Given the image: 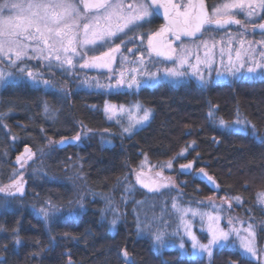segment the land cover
Returning a JSON list of instances; mask_svg holds the SVG:
<instances>
[{
    "label": "trees",
    "instance_id": "trees-1",
    "mask_svg": "<svg viewBox=\"0 0 264 264\" xmlns=\"http://www.w3.org/2000/svg\"><path fill=\"white\" fill-rule=\"evenodd\" d=\"M50 97L30 87L0 88V185L12 178L18 165L11 161L24 145L30 144L40 154L37 171L30 176L27 173L25 178V196L12 197L16 203L29 202L0 210V264H124V248L132 254L133 264H255L250 258L244 259L238 248L228 245L217 247L211 259L183 254L178 248L161 249L151 236L140 233L127 207L113 226L105 198L97 196L103 190H117L145 156L162 162L186 148V157L193 159L196 167L214 174L222 190L228 187L236 195L254 196L250 180L264 179V140L260 139L264 137V78L210 85L194 80L178 85L163 82L140 91L108 95L78 92L62 102L56 118L44 111ZM106 98L139 100L152 108L153 115L132 134L123 133L117 123L106 120L99 108H91V104L101 105ZM210 110L224 119L243 113L260 137H254L251 129L246 133L221 129L218 119L208 117ZM4 112L7 114L1 117ZM80 124L96 131H115L113 143L104 144L95 133L79 147L50 144L55 138L79 131ZM75 156L82 161L80 178L87 181L90 194L94 191L97 195H81L83 208L78 215L69 216L66 206H74L72 202L78 200V186L69 172ZM192 176L178 174L179 179H185L191 195L213 192L205 181ZM43 199L59 203L61 213L45 219L33 208Z\"/></svg>",
    "mask_w": 264,
    "mask_h": 264
},
{
    "label": "rangeland",
    "instance_id": "rangeland-1",
    "mask_svg": "<svg viewBox=\"0 0 264 264\" xmlns=\"http://www.w3.org/2000/svg\"><path fill=\"white\" fill-rule=\"evenodd\" d=\"M169 3V0H165ZM6 0H0V5L4 4ZM15 2L22 3L25 6L31 2H37V0H15ZM46 2V0H45ZM71 3L77 5L83 14V4L81 0H70ZM124 3L125 6L133 2V0H111L107 3ZM174 3L188 5L189 3L196 4V0H173ZM225 0H211L210 1V14H212V10L214 7H219ZM102 11V10H101ZM248 9L245 8L243 11L236 10L235 17L239 18L241 23L239 25L233 23L227 27L219 28L215 25L211 27L206 26V30H203V33L194 38H183L181 37L179 40L176 39V36L172 32H163L164 41L166 46L171 45L172 48L176 49L178 52L181 49L190 50V55L188 57V62L184 64L181 71L185 72V76L179 79H174L171 77H167L165 75L164 69L177 67V63L174 60H168L164 57H156L154 54L149 56L146 48H147V39L145 38L144 43L141 44L139 40H136L134 43H127L121 47V53L116 54V61L113 63V73L118 77L119 73L122 71L124 73L125 79L127 80L129 77L135 76L137 80L141 81V86L139 88L133 86L132 88L123 87L119 90L116 89H106V88H95L88 87L84 85L82 81L86 78L88 79H98L101 84L114 83L115 77L113 80L109 81L108 77L113 76V73L108 72L107 69H81L79 68V60L77 59V66L72 70L71 73L64 71L61 69L55 61H52L51 67H49V62L44 59H37L35 55L31 53V48H29V55L32 58H24L23 61L17 62L20 67H24L28 70H31L34 74H37V78L40 80H49L53 87H46L42 83L37 86L25 73H20L15 66L11 65V60L14 59V56L11 54L5 56L0 55V71L5 73L12 72L14 73V77H9L7 82L0 83V88L6 86H14V88H21L22 86L27 88L38 89L41 93H49L51 99L49 102H45V105L48 106L49 111L52 113L51 117L56 118L58 116L60 106L63 101L67 97H73L78 92L84 91H99L104 92L107 95L109 93L117 92V91H140L145 86H154L156 84H160L163 82H168L171 84H180L184 82H189L191 80L196 81L202 85H210L218 81H232V80H241V79H253V78H264V75H260L259 71L255 74H251L247 72V68L250 65V61L255 57V59H260V53L264 51V44L259 43L260 41H264V32L256 31L255 26L258 25L264 17V10L259 9L258 7L255 9L256 14L251 18L247 15ZM17 18V14L14 11H9L5 9L3 13H0V17ZM115 23V21H113ZM103 24V21H101ZM167 23L158 18L156 14L151 17L150 23H147L137 30V33H147L152 34L155 32H160L161 29L165 28ZM82 31V29H81ZM132 32L128 33V36L124 37L122 34H119L122 38L127 40L129 37L135 35ZM207 42L211 47L213 44L214 47H211V64H205L203 62L197 64V56L201 61L205 58V48L202 46L203 42ZM32 46H35L34 41H28ZM120 38H114L113 44H119ZM107 46L103 48H98L96 52H89V55H99L100 52L105 51ZM127 48H131L132 52L126 51ZM139 48V50H138ZM141 52H144V61L141 64L139 62V57ZM240 53V58L237 59V53ZM121 55L126 56L127 60L121 64ZM231 57V60H230ZM243 65V67H241ZM132 69H137V71H132ZM150 73H156L155 82L145 83L150 80ZM203 77V80L201 79ZM21 85V86H20ZM55 98V99H53ZM58 103V104H57ZM115 105L117 108L119 106H123L124 111H117L115 114L106 113L105 112V104ZM141 105L143 108H147L151 110L153 115V110L150 107H147L139 100H129L128 102L124 101H113L109 98H106L101 105L91 104V108L97 109L99 108L106 117V120L109 122H115L119 126V130L123 132V127H126L128 124L127 111L129 109H134L135 105ZM45 108V107H44ZM7 112H4L1 117H4ZM151 115V117H152ZM150 117V118H151ZM221 118V117H219ZM218 118V119H219ZM224 119V118H223ZM247 120L244 114L238 113L232 119H224L226 122L230 124H234L237 120ZM150 120V119H149ZM148 122V121H147ZM145 122L143 125H145ZM249 122V121H248ZM252 125L251 122H249ZM143 125H138L135 130L140 128ZM240 127H243L242 125ZM80 130L74 133H71L67 136H61L59 138H55L51 141L50 144L59 145V142L65 137H75L76 135H80V140L75 143H68L62 147H66L69 144L76 145L77 147L85 140L88 139L91 134L98 133L101 137L104 144H112L114 140L115 131L110 129H101V130H93L88 126H82L80 124ZM249 129H251L249 127ZM134 130V131H135ZM133 131V132H134ZM125 133V132H123ZM128 134V133H126ZM185 150V149H184ZM32 158L28 159L26 163H24L23 167H21V163L15 168L14 174L22 173V180L26 178L27 173L30 176L31 173H34V170L38 167V157L40 156L39 152L33 150ZM187 148L184 152L183 156L175 155L172 158L166 159L162 162L151 161L148 156H145L141 161L140 165L136 168H133L125 177V182L120 184L117 187V190H110L106 192L102 191L101 195L97 196L105 198L106 205L109 209V216L112 221L114 218L117 222L125 215L126 207L131 210L136 219V224L138 226V219L141 222V228H138L141 234H147L151 236L154 240V233L160 229L166 232L169 235L165 236V239H172L176 241L178 245L180 243L181 238H183L185 242V249L181 250L183 254L191 255V256H206L208 259H211L207 254L196 255L195 253L198 250H195L191 247V240L185 234L183 225L181 224L180 214L176 212L172 207L173 200L175 199L178 205L182 208H192L199 209L203 212L212 213L213 215H220L221 219L219 221V225L225 230H228V219L232 218L235 222L236 228H241L240 221H243V227H247L248 224H252V232L254 235L250 237L253 241L258 253L264 254V198L259 197L258 194L264 193V179L261 181H256L253 179L250 180L251 188L255 189V194L252 197H243L240 195H236L231 193L232 190L226 187V190L213 191L209 195H199L197 193H193L191 195L190 190L185 186L184 180L179 179V164L182 162H186L190 159L186 157ZM26 158V157H25ZM24 158V159H25ZM23 159V160H24ZM169 160L173 161L172 168L160 167L161 165H165ZM143 163V177L145 183H151L152 180L156 179L157 173H162L163 177L166 178V181L171 184L170 188H163L160 192L153 193L149 192L148 189L141 186V184L137 183L136 176L137 173L141 171V164ZM71 167L69 172L70 175H74L75 184H77L78 189L75 192V196L78 194V200L76 202H72L74 206L72 208H78L79 203H81L80 198L81 195L90 194V191L87 189V181L84 180L83 177V168L82 161L78 159V156H75V159L70 163ZM200 168H204L202 166L195 167L192 172V177H198L197 171ZM205 169V168H204ZM37 171V169H36ZM13 174V176H14ZM12 178H10L2 186H7L12 183ZM199 178V177H198ZM66 182V181H64ZM84 187V189H83ZM196 188L199 187L196 185ZM80 190V191H79ZM37 194V193H36ZM93 198H96V193L92 191L90 194ZM191 195L192 198H186V196ZM233 197H239L240 202L238 203L236 200L232 199ZM35 198V197H34ZM83 198V197H82ZM209 198H211L212 203L216 206L218 211H214L213 207L209 206ZM225 198L231 200L232 207L228 208L227 203H225ZM7 199L10 203L7 206H3L0 204V210H4L6 208L17 207L22 202L16 203L12 200V196L6 197L4 193H0V201ZM40 200V199H39ZM252 202L253 204L247 205L245 201ZM75 201V199L73 200ZM143 202V203H138ZM203 202V203H201ZM54 204L60 209L62 206L59 203L51 202L50 200L43 199L40 205H33V208L39 213V209L41 207H45L48 204ZM71 203V204H72ZM68 206H66V210H68ZM68 212V211H67ZM42 215V214H41ZM185 220L191 224V231L197 236V238L202 243H207V227L208 222L205 218L204 221H201L200 217H192L191 214L185 217ZM150 225V227H144V224ZM176 233V235H171ZM242 235H247V233H243ZM235 237H230L228 242H225L224 245H228L230 247L238 248L242 253L243 250L240 248L239 241L236 240L235 243L233 241ZM220 246H214V250ZM170 248H178L179 247H170ZM244 254V253H243ZM251 259V257H249Z\"/></svg>",
    "mask_w": 264,
    "mask_h": 264
},
{
    "label": "snow or ice",
    "instance_id": "snow-or-ice-1",
    "mask_svg": "<svg viewBox=\"0 0 264 264\" xmlns=\"http://www.w3.org/2000/svg\"><path fill=\"white\" fill-rule=\"evenodd\" d=\"M83 3V14L81 9L70 2V0H37V2L28 3L26 6L22 3L15 2V0H6V2L0 5V13H3L5 9L14 11L17 14V18L11 16L7 18L0 17V55L14 56L11 60V65L15 66L20 73H25L27 76L39 86L41 83L46 87H53L49 80H40L37 78V74H34L31 70L24 67H20L17 62L23 61L24 58H32L29 55V48L31 53L35 55L37 59H44L49 62L51 67L52 61L66 72L71 73L77 66V59L79 60V68L81 69H107L108 72L113 73L112 65L116 61V54L121 53V47L127 43H134L139 40L141 44L147 39L146 51L149 56L155 55L156 57H164L168 60H174L177 63V67L164 69L165 75L174 79H179L185 76V72L180 68L188 62V57L191 54L188 49H181L177 51L169 44L164 46L160 44L156 37H159L163 32H172L175 34L176 39L179 40L181 35L194 37L197 33H201L202 30H206V26L211 27H223L225 25L237 24L241 21L235 19L236 10L243 11L248 9L247 15L249 18L256 14L255 9L258 7L264 10V0H225L219 7H214L212 14L209 15L203 3L198 5L189 3L188 5L174 3L173 0H169L168 5L165 6L166 18L168 23L165 28L160 32L152 34L137 33V30L143 28L147 23H150L151 17L155 14L156 10L161 6L159 0H133L132 3L125 6L124 3H102V2H89V0H81ZM102 10V11H101ZM264 19V17H261ZM103 21V24H101ZM115 21V23H113ZM259 28L264 32V23H260ZM82 29V31H81ZM132 32L135 35L129 37L127 40L119 36L122 34L124 37L128 36V33ZM114 38H120L119 44H113ZM28 41H34L35 46H32ZM259 43L264 44V41ZM107 46L105 51L100 52L99 55H89V52H96L98 48ZM202 46L205 48V58L203 61L197 56V64L203 62L210 66L211 64V47L205 41ZM139 50V48H138ZM126 51L132 52L131 48H127ZM240 58V53H237V59ZM121 64L127 60L126 56L121 55ZM231 60V57H230ZM144 61V52H141L139 62L142 64ZM250 65L247 68V72L255 74L259 71L260 75H264V51L260 53V59L257 60L253 56L250 61ZM243 67V65H241ZM137 71V69H132ZM14 73H5L0 71V83L7 82L9 77H14ZM114 83L101 84L98 79H84L82 83L88 87L106 88L119 90L123 87L132 88L133 86L139 88L141 81L137 80L135 76L125 79L124 73L121 71L118 77L109 76V81L113 80ZM156 73H150V80L145 83L155 82ZM203 80V77H201ZM105 112L115 114L117 111L123 112V106L105 104ZM44 111L49 116L52 113L49 111L47 105H45ZM152 113L150 109L143 108L141 105H135L134 109L127 111L128 124L123 127V132L132 134L138 125H143L149 121ZM208 117L212 120H217L215 112L210 110ZM218 124L221 129H225L229 133H246L251 128L252 135L254 137H260V133L256 129L255 125H250L246 120L237 119L234 124L226 122L223 118L218 119ZM243 127H240V126ZM264 140V137H260ZM74 141L80 140V135H76L73 138ZM65 141H61L63 143ZM185 150L178 153V156H183ZM27 157L22 160V157H17V162L21 163L23 167L24 163L28 159L32 158L33 153L27 147L25 148ZM173 161L169 160L165 165L160 167L172 168ZM141 171L137 173L136 181L141 184L142 187L148 189L149 192L157 193L163 188H170L171 184L166 181L162 173L156 174V179L151 183H145L143 177V163L141 164ZM193 162L180 165V171L183 174H191L193 170ZM22 173L14 174L12 183L7 186L0 187V193H4L6 197L22 195L24 188L22 180ZM198 176L206 178L209 182L215 184L212 176L205 172L204 168H200L197 173ZM14 189V191H13ZM259 197L264 198V193L258 194ZM232 199L240 202L239 197H233ZM10 203L7 199L0 201V204L7 206ZM143 203V202H138ZM203 203V202H201ZM228 208L232 207L231 200L225 198ZM209 206L213 207L214 211H218L216 206L209 198ZM171 207L180 214L181 224L183 225L185 234L191 240V247L198 250L195 254H207L209 257L213 254L214 246L223 247L225 242H228L230 237H235L233 243L236 240L239 241L240 248L243 250L244 259L251 257L255 264H264V254L258 253L253 241L250 239L254 235L252 232V224H248L247 227H243V221H240L241 228L235 227V222L232 218L228 219V225L231 226L228 230L220 227L219 221L220 215H213L212 213L203 212L199 209L182 208L178 205L176 200H173ZM83 208V204L79 203L78 208H68V215L75 216L79 214V210ZM40 213L45 219H49L55 216L57 213H61V209L54 204H48L45 207L39 209ZM191 214L192 217L199 216L201 221L205 218L208 222L207 227V243H202L197 236L191 231V224L185 220V217ZM117 220L114 218L111 224L115 226ZM144 227H150L146 223ZM138 228H141V222L138 219ZM247 233V235H242ZM154 243L159 248L165 249L170 247H179V249H185V242L181 238L180 243L177 245L175 240L165 239L167 234L163 230L158 229L154 234ZM171 235H176L173 233ZM19 238L17 237L16 243L18 244ZM6 251V246L3 248ZM123 257L125 258V264H133V261L129 258L127 250H123Z\"/></svg>",
    "mask_w": 264,
    "mask_h": 264
},
{
    "label": "water",
    "instance_id": "water-1",
    "mask_svg": "<svg viewBox=\"0 0 264 264\" xmlns=\"http://www.w3.org/2000/svg\"><path fill=\"white\" fill-rule=\"evenodd\" d=\"M109 1H110V0H89V2H92V3H94V2L107 3V2H109ZM201 2L203 3L206 12L209 14V6H208V3H207V0H196V5H198V4L201 3ZM159 3H160L161 6L156 10V14H157V16L161 17L162 19H164V20L168 23V20H167V18H166V12H165V6L168 5V3L164 2V0H159ZM235 19H236V18H235ZM262 23H264V21H263ZM227 26H228V25H225V26H223V27H219V28H224V27H227ZM258 29L261 30V29L259 28V26H258ZM202 33H203V30H202L201 33H197L196 36H194V37L200 36ZM181 36L184 37V38H194V37L185 36V35H181ZM156 40H157L160 44L166 46V45H165V42H164V35H163V34H161L159 37H156ZM73 138H74V137H67V138H64V139H62V140L65 141V142L61 143V141H62V140H61V141L59 142V145H60V146H64V145H66V144H68V143H75V142H77V141H74ZM26 147H27L28 149H30L31 152L33 151V148H32V146H31L30 144H26V145H24L23 148H22V150H21L19 153H17V154L14 156V158L12 159V161H11L12 164H14V165H18V164H19V162H17V157H18V156L22 157V160H23L25 157H27V153H25V148H26ZM189 162H193L194 167H195V161H194L193 159L188 160V161H186V162H183V163H181V164H186V163H189ZM181 164H180V165H181ZM180 165H179V169H180ZM194 167H193V170H194ZM193 170H192V171H193ZM204 170H205V169H204ZM192 171H191V172H192ZM205 172H207L210 176L213 177V179H214V181H215V184L209 182L206 178H203V177H201V176H198V177H199L201 180H204V181L210 186V188H211L212 190H219L220 187H221V184H220L219 180H218L213 174L209 173L208 171L205 170ZM197 173H198V171H197ZM22 183H23V188H24L23 194H22V195L17 194V195H20V196H24V195L26 194V192H27V180H26V179L23 180ZM13 191H14V189H13ZM123 250H127V249L124 248ZM123 250H122V253H123ZM128 253H129V252H128ZM122 255H123V254H122ZM123 258H124V257H123ZM129 258L133 261V256H132V254H130V253H129ZM124 260H125V258H124ZM124 264H125V263H124Z\"/></svg>",
    "mask_w": 264,
    "mask_h": 264
},
{
    "label": "flooded vegetation",
    "instance_id": "flooded-vegetation-1",
    "mask_svg": "<svg viewBox=\"0 0 264 264\" xmlns=\"http://www.w3.org/2000/svg\"><path fill=\"white\" fill-rule=\"evenodd\" d=\"M164 1H165V0H164ZM210 1H211V0H207V3H208L209 8L211 7V6H210ZM165 2H166V1H165ZM157 17L160 18V19H162V18L159 17V16H157ZM234 18L239 19V18H237V17H234ZM162 20H163V19H162ZM239 20H240V19H239ZM263 21H264V19H263L260 23H262ZM260 23H259V24H260ZM259 24H258V25H259ZM230 25H231V24H230ZM258 25L255 26V30H256V31H261V30L258 29Z\"/></svg>",
    "mask_w": 264,
    "mask_h": 264
}]
</instances>
